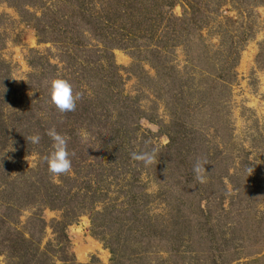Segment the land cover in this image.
<instances>
[{"label":"rangeland","instance_id":"obj_1","mask_svg":"<svg viewBox=\"0 0 264 264\" xmlns=\"http://www.w3.org/2000/svg\"><path fill=\"white\" fill-rule=\"evenodd\" d=\"M194 1L188 14L183 0H136L120 43L102 21L105 40L83 24L74 44L39 43L0 5L9 121L34 96L35 64L48 63L47 81L66 79L80 93L71 113L42 105L30 153L10 143L0 154L10 178L27 174L30 186L42 173L71 192L66 204L78 217L64 232L68 264H264V0ZM99 10L97 2L92 13ZM53 127L71 160L70 173L56 177L41 159ZM153 149L149 166L131 159ZM197 161L204 183L194 178ZM35 204L30 197L17 228L40 214L41 250L48 246L63 264L52 229L62 212ZM182 236L188 254L176 252ZM111 247L124 256L114 261ZM0 264L9 263L0 256Z\"/></svg>","mask_w":264,"mask_h":264},{"label":"trees","instance_id":"obj_2","mask_svg":"<svg viewBox=\"0 0 264 264\" xmlns=\"http://www.w3.org/2000/svg\"><path fill=\"white\" fill-rule=\"evenodd\" d=\"M183 1L188 6V14H191V10L194 14L195 9L199 7L194 0ZM97 2L100 4V10L95 15L92 13V9ZM135 3L136 0H0V5L6 4L13 8L19 14L21 21L35 30L39 43L52 44L64 43L68 37L71 38L69 44H74L73 32L75 29H80L83 24L89 26L95 36L105 40L104 31H107L108 28L102 26V21L116 28L117 34L114 39L120 43L118 36L121 35L119 33L127 34L126 27L121 25L133 15ZM146 8L147 6H145ZM179 22L186 21L180 19ZM75 46H78L77 43ZM30 65L32 66V63ZM35 65V72L30 77L35 85L32 88L34 96L27 100L24 112L19 115L14 114L13 122L9 121L11 116L7 117L4 110V105L12 92L10 68L7 63L0 60V154L8 148L10 143H15L18 148L26 149V152L30 153L33 144L28 138L36 135L40 121V116L37 114L46 102L51 104L46 96L48 81L45 79L50 65L42 63L38 68H35L37 67ZM53 112L60 113L55 106ZM26 176L27 174L22 173L15 179L10 178L5 169V163L0 160V256H4L9 264H55L57 256L50 252L48 246L43 250L40 247L41 238H38L37 235L40 230L44 231V226H46L40 214L30 218L22 231L17 228L20 223L18 218L21 210L27 207L25 203H28L29 198L32 197V199H37L35 205L38 209L42 210L46 207L62 212V220L52 222V229L56 236L57 248L60 250L58 258L63 264H68L67 247H63L62 244L66 238L64 232L74 218L78 217L77 214L71 218L69 205L66 204L67 196L71 192L66 196L60 186L43 182L42 173L32 185L26 186ZM87 184L85 183L81 189L83 193H87L86 195L89 194ZM182 245L188 246L184 236H182L176 252L188 254L187 247H182ZM110 250L114 261H117L120 255L124 256L118 247H111ZM258 254L262 255V251H259Z\"/></svg>","mask_w":264,"mask_h":264},{"label":"clouds","instance_id":"obj_3","mask_svg":"<svg viewBox=\"0 0 264 264\" xmlns=\"http://www.w3.org/2000/svg\"><path fill=\"white\" fill-rule=\"evenodd\" d=\"M47 95L49 102L61 112L74 111L77 106V101L80 99V93H74L72 85L63 78L54 77L47 82ZM51 140L50 150L41 157L47 164V169L53 177L70 173L71 160L70 153L67 149V141L64 136L58 133L55 128H50L45 133ZM32 144L39 143L40 136L33 135L28 138ZM156 149L150 152H133L130 154L131 159L142 161L145 166H149L154 162ZM194 178L199 183L206 182V177L203 175L205 167L197 161L192 168Z\"/></svg>","mask_w":264,"mask_h":264}]
</instances>
